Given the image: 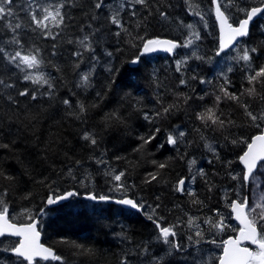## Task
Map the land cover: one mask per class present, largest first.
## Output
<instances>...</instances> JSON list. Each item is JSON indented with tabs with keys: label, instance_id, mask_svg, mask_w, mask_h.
I'll list each match as a JSON object with an SVG mask.
<instances>
[{
	"label": "trees",
	"instance_id": "16d2710c",
	"mask_svg": "<svg viewBox=\"0 0 264 264\" xmlns=\"http://www.w3.org/2000/svg\"><path fill=\"white\" fill-rule=\"evenodd\" d=\"M194 2L199 4L204 15L203 21L188 10L184 0H160L161 10L169 13L168 23L162 22L156 14L149 16L140 6H137L136 17L125 11L123 18L126 26L134 37L142 39L134 40L133 47L125 42L123 35L119 38L108 37L103 47L112 51L113 56L107 57L101 48H97L96 54L100 57V63L95 69V87L86 92L74 86L77 74L71 69L70 63H66L72 60L70 56L72 45L65 43L59 49L64 53L63 59L60 56L51 58L64 67L62 74L51 67L43 69L55 78L57 86L55 99L48 101L47 98H43L32 101L29 107L42 105L41 109H33L39 113V122L35 128L29 125V130L21 129L16 143L10 150L0 149V167L15 177L13 182L0 178V192L8 189V196L5 199L10 218L20 225L31 223L21 215L22 209H31V213L39 218L43 243L63 258L62 262L38 261L35 264H120V257L127 249L143 244L157 235L155 224L148 219V214H151L153 209H156L157 216L164 217L162 226L174 223L177 218L186 220L185 212L199 217L200 222L208 217L215 219V212L231 214L227 204L236 199L235 192L239 189L236 188L237 181L232 180L228 173L242 174L243 168L238 158L243 155L247 146L243 143L233 145L230 140L243 137L250 142L261 130L249 126L243 109L234 101L223 97L217 115H220L221 119L230 118L235 121L234 126L223 130L204 128L196 118L197 113L216 106V96H222L220 85L224 83L221 71L229 64L233 71L226 73L228 80L231 81L228 90L239 95L249 85L242 70L243 62L236 63L226 59L224 55H215L219 46V31L212 0ZM237 7H264V2L234 0V4L228 10L231 13L229 20L234 26L244 18V13L237 11ZM73 14L76 20L69 32L80 35L79 26L84 24L87 18L76 10H73ZM144 17L147 19L137 28V21ZM181 21L184 24H194L200 33L201 39L196 41L193 47H180L173 56H143V44L150 39H170L183 43L187 39L188 31L180 24ZM101 23L106 25V31L114 33L117 30L106 21ZM37 43L47 55L53 42L39 39ZM240 46L259 48L260 55H254V62L257 66L264 64V19L260 18L252 25L249 37L243 40ZM194 49L198 50V54L204 56L205 60L192 57ZM230 53L235 55L232 50ZM137 57L140 62L132 66L133 63L130 61ZM182 59H187V66L182 72H177L176 62ZM109 61L114 74L105 70V65ZM87 63L86 57L81 70L86 69ZM193 75L196 79H191ZM181 79L187 81V86L180 84ZM201 79L208 83H200ZM112 80L115 82L111 83ZM26 86L30 89L33 87L17 80L18 89ZM97 91L101 92L100 97L96 96ZM179 94L190 96L191 99L185 104L183 95ZM62 99L71 100L73 105L77 101H83L88 105L87 122L82 123L67 115V109L61 103ZM19 100L23 111L25 98L20 97ZM241 100L249 102L251 110H258L261 107L257 100H249L245 96H241ZM172 104L178 105V108L169 115L155 116L163 106ZM92 105L96 107H91ZM113 111L123 116L125 123L103 131L102 119L105 114ZM144 113L152 119L145 120ZM157 128L159 132L155 131ZM90 129L100 133L102 137L101 146L95 151L80 138L84 131ZM196 129H200L213 143L219 152V161L204 148V141L200 139V132ZM180 130L188 134L185 140L191 141V144H181L178 147L169 145L167 135ZM153 134L155 139L150 144L144 145L139 139L141 136L147 138ZM225 136L229 139L226 140ZM105 150L104 158L109 161V165H105L104 168L110 166L116 174L123 171L125 175L120 182L113 180L111 176H105L103 169L89 160L90 156H100ZM117 156L121 159L116 160ZM193 158L197 162L196 165H202L207 180L214 185L209 192L204 178L196 177L192 190L204 202L203 207L192 205L191 197L186 194L180 197L178 192L174 191L179 179L190 180L189 160ZM75 160L87 163L76 167ZM153 161L157 164L164 163L166 167L157 169ZM227 161L233 162L231 167L226 166ZM69 167L74 168L75 180L67 175ZM87 173L91 174V183L86 179ZM150 173L158 174V179L147 183ZM81 181L87 186H82ZM119 184H123V188L118 189ZM67 191H78L80 195L58 207L47 208V199L50 196L58 197ZM26 192H31V199L21 198ZM89 193L113 199L128 197L137 204H143L145 212L138 213L111 204H94L82 198ZM245 193L248 194L247 189ZM225 194L230 198L227 203ZM157 205L160 207L156 208ZM180 231L184 237L188 234L187 228ZM121 232L131 238V245L127 240L121 239L118 235ZM227 238L228 236H225L224 240ZM15 241L17 240L8 238L0 240V264H27L12 253L3 251L14 246ZM182 243H186V239ZM73 244L92 248L95 255H78L77 250L72 247ZM149 247L153 255L164 254V251H156L155 242Z\"/></svg>",
	"mask_w": 264,
	"mask_h": 264
},
{
	"label": "snow or ice",
	"instance_id": "6c2138e0",
	"mask_svg": "<svg viewBox=\"0 0 264 264\" xmlns=\"http://www.w3.org/2000/svg\"><path fill=\"white\" fill-rule=\"evenodd\" d=\"M159 2L160 0H15V2L14 0H0V149L10 150L12 145L16 143L21 129L27 131L29 125L35 128L36 123L39 122V113L38 111L34 112L33 109H41L42 105L37 104L29 107L32 101H39L43 98H47L48 101L55 99L57 94L55 78L43 69L51 67L57 73L62 74L64 72V67L51 59L57 56L63 59L64 53L59 51L63 44L73 46L70 52L72 60L70 62L66 61V63H70L71 69L77 74L74 86L86 92L95 87V69L100 63V57L96 54L97 48H101L107 57L113 56L112 51L103 47L108 37L119 38L123 35L125 42L133 47L135 46L134 40L142 39V37H134L132 31L126 26L123 18L125 11L130 12L132 17H136L137 6H140V8L147 11L149 16L156 14L162 22H170L169 13L161 10ZM184 2L193 15L199 16L202 21L204 20V15L198 3H195L194 0H184ZM212 3L220 26L219 46L215 51V55L221 56L224 54L226 59L236 63L243 62L242 70L245 72V79L249 87L245 88L239 95L228 90L231 81L228 80L226 73L233 71V67L229 64L226 69L221 71L224 83L220 85L222 96H216V106L197 113L196 118L204 128L213 127L214 130H223L226 127L234 126L235 121L230 118L227 120L221 119V116L217 115L218 106L223 97L234 101L243 109L249 126L261 130L260 134L253 136L250 142L243 137L230 140L233 145L243 143L247 146L243 155L238 158L240 164L243 165L242 174L240 172H229L228 174L232 180L237 181V189L246 190L251 186L253 202L250 205L248 194L241 195V192L237 190V199L231 200V203L227 204L231 211L235 213V219L243 227L239 229L237 238H229L223 241L222 255L217 259L218 264H264V64L257 66L254 62V55H260L259 48L241 47L237 43L238 38L249 35L250 23L259 14L264 13V7H237V11L244 13V18L239 21L237 26H233L229 23L231 13L228 10L234 4V0H212ZM168 7H171V5H168ZM73 10L87 18L85 23L79 26L80 35H73L69 32V29L74 27V21L76 20ZM261 18L264 19V17ZM146 19L147 17L138 20L136 27H140ZM101 21H106L107 24L114 26L117 30L114 33L110 30L106 31V25ZM180 24L188 31L187 39L183 43L173 40L150 39L144 42L142 54L157 50L171 53L176 48L193 47L195 42L201 39L199 31L194 24H184L183 21ZM85 28H87V31H85ZM39 39L53 42L47 55L44 54L42 47L37 43ZM229 49L235 55L228 52ZM191 56L198 60H205V57L199 55L198 50L195 49ZM86 57L87 67L85 70H81V65L85 63ZM130 62L133 64L139 63V57ZM186 66L187 59L178 60L176 71L182 72V69ZM105 70L110 74H114L110 61L105 65ZM191 79H196V76L193 75ZM17 80L24 82L25 85L31 84L33 87L30 89L26 86L18 89ZM114 82V80L111 81V83ZM200 83H208V81L201 79ZM180 84L187 86V81L181 79ZM95 94L98 97L101 96L100 91ZM241 96H245L249 100L259 101L261 107L258 110H251V104L242 101ZM20 97L25 98L23 111L20 108ZM200 98L203 99V97ZM189 99H191L190 96L183 95L185 104ZM61 103L67 109V115L80 120L82 123L87 122L89 106L83 101H77L73 105L71 100L62 99ZM91 107H96V105ZM177 108L178 105L176 104L163 106L161 111L155 113V116H167ZM143 118L149 121L152 119L147 113H144ZM124 123V117L113 111L104 115L101 127L103 131H107ZM13 125H17V127H13ZM155 131L159 132V129L157 128ZM196 131L200 132V139L204 141V148L219 161V152L213 146V143L204 136L200 129H196ZM187 135L182 130L175 133L170 132L167 135V143L173 147H178L181 144L190 145L191 141L185 140ZM80 138L87 142V145L94 151L101 146V134L95 130L84 131ZM139 139L143 141L144 145H147L155 139V135L153 134L147 138L141 136ZM225 139L227 140L229 137L225 136ZM105 156L106 150L100 156H90L89 160L101 167L105 176H111L113 180L120 182L125 173L121 171L116 174L110 166L104 168L105 165H109V161L104 158ZM115 159L119 160L121 157L117 156ZM74 163L76 167H80L82 163L87 162L75 160ZM196 163L194 158L189 160V173L191 176L189 184L195 183L196 177L199 176L204 178L205 184L208 185V191L211 192L214 185L209 183L204 170L202 168L198 169L193 174ZM232 163V161H227L226 166L231 167ZM153 164H156L157 169L166 167V164H157L156 161H153ZM73 172L74 168L69 167L67 175L75 180L76 177ZM149 176L150 179L146 181L147 183L158 179L156 173H150ZM0 178L9 182L15 180V177L7 174L3 167H0ZM86 179L91 183L90 173L86 174ZM185 179L181 178L176 182L174 191L191 197L190 202L192 205L205 206L204 202L196 196L195 191L190 187L186 191ZM81 184L87 186L84 181H81ZM117 187L118 189L123 188V184H119ZM79 195L78 191H67L58 197L50 196L47 199V204L55 205ZM7 196L8 189L6 188L3 192H0V237L12 236L20 239L13 242L14 246L5 248L3 251L12 253L20 260L26 261L27 264H35L37 258L62 262L63 258L61 256L56 255L51 248L40 243V231L37 228L39 221L31 213V209L21 210V215L31 223L17 225L13 222V219L9 216L8 203L5 199ZM31 196V192H26L21 198L29 200ZM85 199L94 202H108L110 197L89 193ZM229 199L228 195L225 194L226 203ZM115 203L143 210V204H137L132 199H118ZM159 207L160 205L156 206V208ZM41 215H43V212ZM184 215L187 216L186 220L177 218L174 223L162 226L161 222L164 217L157 216L156 209H153L152 213L148 214V219L155 224L157 235L143 244H137L127 249L120 257V264H170L171 261H177L179 264H212V257L204 253L200 245L202 242L216 244L217 241L214 238L205 239L206 232L201 227L199 217L189 215L186 212ZM154 217L156 218L154 219ZM203 223L209 226V231L214 230L216 234L222 233L225 228L229 227L225 223V218L219 212L216 213V219L208 217L203 220ZM184 228L188 229V234L184 237L186 243L181 242L180 230ZM233 230L235 231V229ZM118 235L122 240H127L129 245L132 244L131 238L126 236L124 232ZM153 242L165 246L163 256L152 254L149 245ZM246 245H254L255 250ZM72 247L77 250L76 254L78 255H95L92 248H85L80 244H73ZM189 249H194V251L190 252Z\"/></svg>",
	"mask_w": 264,
	"mask_h": 264
},
{
	"label": "rangeland",
	"instance_id": "374dc122",
	"mask_svg": "<svg viewBox=\"0 0 264 264\" xmlns=\"http://www.w3.org/2000/svg\"><path fill=\"white\" fill-rule=\"evenodd\" d=\"M201 168H202V165H198V164L195 165L194 168H193V174L198 169H201ZM193 185H194V183L193 184H189V187L192 188ZM239 191L241 192V195L246 194L245 193V189H239ZM247 193H248V196H249V204L251 205L252 202H253L251 186H249V188L247 189ZM235 198L237 199L236 192H235ZM222 216L225 218V223L227 225H229V227L225 228V230L222 233L216 234L214 230L213 231H209L208 230L209 226L205 229V232L207 234V236H205V239H210L212 236H215V237H218L217 238V243L216 244H210V243H203L202 242L201 245H200V248L203 250V252L212 257V264H215V263L218 264V259L217 258L220 255H222V248H223V245H221V241H223L224 237L228 233H230L228 231V229H235V230L237 229V227H236L237 225H236V223L233 220L232 214H228V213L223 212ZM186 233H188V232H186ZM206 237H208V238H206ZM181 242H185V238H184V236L182 234H181ZM164 248H165L164 245L155 243L156 251H158V250L162 251ZM189 251L192 252V251H194V249H189ZM185 255H187V254H185ZM170 264H179V262L171 261Z\"/></svg>",
	"mask_w": 264,
	"mask_h": 264
},
{
	"label": "water",
	"instance_id": "95a60500",
	"mask_svg": "<svg viewBox=\"0 0 264 264\" xmlns=\"http://www.w3.org/2000/svg\"><path fill=\"white\" fill-rule=\"evenodd\" d=\"M263 14H264V13L259 14V15H258L257 17H255V18L253 19V21L250 23V25H249V34H250V30H251L252 25H253L255 22H257V21L262 17ZM215 19H216V15H215ZM216 23H217V26H218V31H219V36H220V26H219V21H218L217 19H216ZM229 23H231L230 20H229ZM233 26H234V25H233ZM248 37H249V35H248L247 37L238 38L237 43L240 44L243 40L247 39ZM161 40H170V39H161ZM234 47H235V45H234ZM177 49H178V48L174 49V51L171 52V53L166 52V51H163V50H157V51L152 52V53L143 54V56H144V57L173 56V55L176 53ZM230 51H231V49L228 50V52H230ZM142 53H143V50H142ZM222 55H224V54H222ZM222 55H221V56H222ZM136 65H137V64H132V66H136ZM241 166H242V168H243V165H242V164H241ZM51 197H53V196H51ZM77 197H78V196H77ZM85 197H86V195H84L82 198H83L84 200H86V201H90V200L85 199ZM126 198H128V197H126ZM122 199H123V198H122ZM128 199H130V198H128ZM70 200H71V199H69V200H67V201H61V202H59V203H57V204H55V205H48V204H46V206H47V208L51 209V208H54V207H58V206H60V205H63V204L67 203V202L70 201ZM116 200H118V199L110 198V200H109L108 202H94V201H90V202H92V203H94V204H111V205H116V206H119V207H121V208H123V209L131 210V211H134V212H140V211H141V210H138V209H133V208H131L130 206H127V205H120V204H117V203H115ZM231 212H232V211H231ZM232 217H233L234 222H235L240 228L243 227V226H242V225H241V224L235 219V213H233V212H232ZM38 221H39V218H38ZM17 225H20V224H17ZM37 228H38V230L40 231V229H39V223H38V225H37ZM238 235H239V232H238V234H237L236 236L231 237V238L235 239V238L238 237ZM5 238H8V239H14V240H19V239H20L19 237L5 236V237H0V240H1V239H5ZM40 243H41L42 245H44L45 247H48V246H46V245L43 243V236H42V233H41V232H40ZM246 246L251 247V248H253V249L255 250V246H254V245H246ZM48 248H49V247H48ZM53 252L55 253L54 250H53ZM55 254H56V253H55ZM38 261L52 262V261H55V260H52V259H49V260H42V259H40V258H37V259H36V262H38ZM24 262H26V261H24ZM36 262H35V263H36ZM26 263H27V262H26Z\"/></svg>",
	"mask_w": 264,
	"mask_h": 264
},
{
	"label": "flooded vegetation",
	"instance_id": "af4514ba",
	"mask_svg": "<svg viewBox=\"0 0 264 264\" xmlns=\"http://www.w3.org/2000/svg\"><path fill=\"white\" fill-rule=\"evenodd\" d=\"M188 188H189V180H187V181H185V189H186V191L188 190ZM191 188V187H190ZM192 189V188H191ZM178 195L180 196V197H183L184 195H181L180 193H178ZM141 212H145V210L143 209V210H141L140 212H138V213H141ZM216 213L217 212H215V219H216ZM221 215L223 214V213H220ZM231 214H232V212H231ZM200 224H201V227L205 230L207 227H208V225L207 224H204L203 222H200ZM237 225V224H236ZM237 227V229L234 231L233 229H228V231L230 232V233H228L226 236H228V238L227 239H229V238H231V237H234V236H236L237 234H238V232H239V229H240V227L237 225L236 226ZM234 234H236V235H234ZM234 235V236H233ZM206 236H207V234H206ZM206 238H208V237H206ZM215 239L216 241H217V238L218 237H215V236H212L210 239ZM227 239H225V240H227ZM224 239H223V241H225ZM223 241H221V245H223ZM211 244V243H210ZM162 251H164V249L162 250Z\"/></svg>",
	"mask_w": 264,
	"mask_h": 264
}]
</instances>
